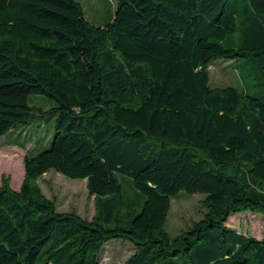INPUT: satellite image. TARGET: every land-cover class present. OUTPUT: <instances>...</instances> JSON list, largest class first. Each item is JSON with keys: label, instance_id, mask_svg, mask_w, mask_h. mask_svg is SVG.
Instances as JSON below:
<instances>
[{"label": "trees", "instance_id": "1", "mask_svg": "<svg viewBox=\"0 0 264 264\" xmlns=\"http://www.w3.org/2000/svg\"><path fill=\"white\" fill-rule=\"evenodd\" d=\"M115 2L93 26L76 0H0V141L24 148L20 127L55 117L19 189L1 179L0 264H100L113 239L134 245L124 264H264V239L226 226L264 218V94L209 83L217 60L264 78V0ZM50 172L86 181L91 220L43 195ZM181 192L206 212L171 240Z\"/></svg>", "mask_w": 264, "mask_h": 264}, {"label": "rangeland", "instance_id": "2", "mask_svg": "<svg viewBox=\"0 0 264 264\" xmlns=\"http://www.w3.org/2000/svg\"><path fill=\"white\" fill-rule=\"evenodd\" d=\"M76 1L80 3L85 19L93 26H104L109 23L116 7L115 0ZM243 62L242 60L214 61L209 67L210 86L234 87L250 96L261 98L264 94V78L258 76L256 71L243 67ZM29 104L47 111L54 102L45 96H31ZM54 120V116L46 115L27 127H20L23 132L22 139H27L29 142L24 148L6 145L4 143L6 139L0 141V182L2 177H7L11 189L15 191L19 189L24 176L23 160L26 154L30 152V156H35L49 148ZM12 160L19 164L16 171H10L8 168ZM38 185L43 195L55 203L59 212H75L86 220H91L94 216V197L88 195L85 180H70L58 173L50 172L40 178ZM123 187L124 194L134 195L126 184H123ZM204 197L199 193L181 192L172 200L165 225V231L171 240L203 217L206 212L202 205ZM226 226L236 232L264 239V218L260 214H252L248 211L235 214L229 217ZM133 253L134 245L131 242L113 239L103 246L99 255L100 264H124Z\"/></svg>", "mask_w": 264, "mask_h": 264}]
</instances>
